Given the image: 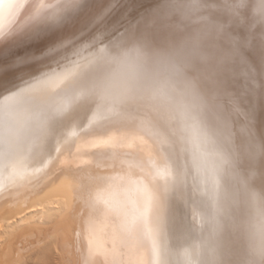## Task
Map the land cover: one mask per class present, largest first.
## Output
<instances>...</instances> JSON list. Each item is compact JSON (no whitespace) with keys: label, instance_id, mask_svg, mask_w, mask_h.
<instances>
[{"label":"bare ground","instance_id":"obj_1","mask_svg":"<svg viewBox=\"0 0 264 264\" xmlns=\"http://www.w3.org/2000/svg\"><path fill=\"white\" fill-rule=\"evenodd\" d=\"M117 1L0 0V264H264V0Z\"/></svg>","mask_w":264,"mask_h":264},{"label":"rangeland","instance_id":"obj_2","mask_svg":"<svg viewBox=\"0 0 264 264\" xmlns=\"http://www.w3.org/2000/svg\"><path fill=\"white\" fill-rule=\"evenodd\" d=\"M122 1V0H121ZM120 0H118L117 2L118 3H114L116 6L119 4V5H122V4H120L119 2H121ZM148 1L151 3H148ZM155 0H145V2L146 3H148L149 5H151V6H149V5H146V3L142 0V2H141V0L139 1V0H127V4H129L128 6H130L129 7V10H127V8H128V6H127V8H126V6L125 7H123L124 9H122L123 10V12H125V13H119L118 14V16L119 15H122V16H119L120 18H118L117 19V17L115 18V20L117 21V23H116V21L114 22V24H113V27H112V33L111 32H109V34L107 35V36H112L115 32H118L117 30H119V32H121L124 28H125V26H127V25H129V23L131 24V23H133L134 21H136V20H138L140 17H141V15H143V14H145V13H147L148 11H150V9H154V7H156L157 5V3H159L160 2V0L158 1V0H156L155 2H154ZM145 3V4H142V3ZM125 3V4H126ZM136 3L138 4V5H136ZM141 4H142V6H144V9H143V7L141 6ZM114 5V6H115ZM140 5V7L138 8L137 6H139ZM146 5V6H145ZM154 5V6H153ZM113 6V7H114ZM148 6V7H147ZM112 7V8H113ZM119 7V6H118ZM130 8H133V9H135V10H133V9H130ZM142 10H141V9ZM145 8H146V10H145ZM150 8V9H149ZM126 11H130V12H126ZM132 11V12H131ZM138 11H140L139 13H138ZM146 11V12H145ZM142 12V13H141ZM132 13H133V15H132ZM139 15V16H138ZM125 16V17H124ZM123 17V18H122ZM127 18V19H126ZM127 20V21H126ZM110 30V31H111ZM114 30V31H113ZM121 30V31H120ZM118 32V33H119ZM112 34V35H111ZM106 36V37H107ZM103 39V40H102ZM101 40V42H104L105 40H107L105 37H103ZM46 66H47V64H45ZM48 65H50V64H48ZM18 66H21V65H18ZM19 68V67H18ZM51 68V67H50ZM33 74H34V72H32ZM31 73V74H32ZM22 75H24V74H22ZM35 76V75H34ZM28 79V77H25V79H24V81H26L27 79ZM23 82V80H21V81H19V82H14V83H12V86H15V85H17V83L18 84H20V83H22ZM15 84V85H14ZM44 259H46V261H44ZM47 262V264H58V257H57V254H55V253H48V252H44V255L41 253V249L40 248H36V249H34L31 253H29V255L20 263V264H45Z\"/></svg>","mask_w":264,"mask_h":264}]
</instances>
